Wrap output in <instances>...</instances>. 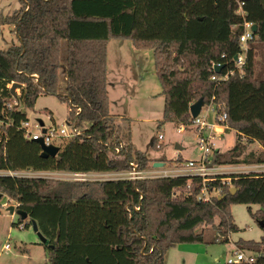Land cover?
<instances>
[{
	"label": "trees",
	"instance_id": "16d2710c",
	"mask_svg": "<svg viewBox=\"0 0 264 264\" xmlns=\"http://www.w3.org/2000/svg\"><path fill=\"white\" fill-rule=\"evenodd\" d=\"M19 1L14 13L0 15V26L12 24L18 39L0 49L1 172L151 167L154 159L144 151L113 138L117 121L125 118L110 106L108 46L113 38L153 50L165 97L162 123L190 125V106L200 98L206 105L224 103L236 142L225 152L215 149L212 163L264 164V77L257 60L264 47V0H239L243 13L238 0ZM246 21L257 24V31L244 50L240 36ZM240 54L245 62L239 67L235 58ZM216 65H223L220 71ZM14 82L21 84L18 93L11 90ZM42 94L67 103L66 122L82 132L60 140L56 156H42L39 142L26 137V111ZM157 141L158 136L151 141L154 148ZM256 141L261 149H249ZM229 176L221 194L204 201L198 198L202 179L197 176L80 181L0 174V198L6 195L28 213L30 223L37 221L47 239L40 243L51 254L48 264H165L170 248L205 240L202 226L215 228L213 241L229 242L230 232L238 230L233 203L248 205L264 223V171ZM222 185L220 179L210 182L212 188ZM252 204L259 205L255 212ZM261 228L260 241L236 243L246 253L253 251L255 261L225 264H264Z\"/></svg>",
	"mask_w": 264,
	"mask_h": 264
},
{
	"label": "rangeland",
	"instance_id": "374dc122",
	"mask_svg": "<svg viewBox=\"0 0 264 264\" xmlns=\"http://www.w3.org/2000/svg\"><path fill=\"white\" fill-rule=\"evenodd\" d=\"M20 6L19 0H0V15L12 14ZM12 28L13 25L9 23L0 26V49H6L12 43H18L16 35L11 32ZM108 53V92L111 111L125 115V118L117 121L113 138L116 141L129 140L136 149L144 151L154 161L163 158L171 161L170 159L178 156V153L182 154L183 160L197 159L200 150L197 145L196 129L189 127L185 128L183 133H179V124L171 121L162 123L165 97L160 94L162 88L155 69L153 50L137 49L129 39L113 38L109 42ZM257 60L258 74L264 77V47L258 50ZM64 85L62 82V89ZM16 92H20L19 88H16ZM206 109L207 105L202 113ZM26 112L29 118L27 128L31 132H39L50 126L58 129L64 125L68 126L66 120L69 106L55 95H40L35 106L28 108ZM39 120H42L43 126L39 125ZM208 121L211 123L214 121L212 112ZM160 134L162 138L157 141L159 143H156L154 148L151 141ZM235 142L236 130L230 127L225 129L223 138L217 140V146L221 152H225L232 148ZM56 143L59 144L60 141L56 140ZM177 143L182 146L181 150L175 148ZM159 144H161L160 147H158ZM248 148L259 150L261 144L256 141ZM260 171H264V165L257 172ZM6 172L0 171V174H8ZM13 203L14 201L6 195L0 198V264L50 263L49 248L40 243L39 236L34 231L30 220L26 219L20 223V216L8 210L10 205H14ZM251 207L252 212H255L259 205L252 204ZM230 209L238 230L230 232L229 242L213 241L216 234L215 228L202 226L199 231L203 232L204 241L182 243L174 249L178 250L185 246L193 251L194 254H188L189 262L185 263L183 253L179 254L176 251L177 259L172 257L170 264H225L228 256L234 252V245L237 247L238 240L260 241L263 229L249 211L248 205L233 203ZM24 223L26 226H23ZM6 243L10 244L7 252L3 249ZM247 252L253 251L247 250Z\"/></svg>",
	"mask_w": 264,
	"mask_h": 264
},
{
	"label": "built area",
	"instance_id": "2783aa9c",
	"mask_svg": "<svg viewBox=\"0 0 264 264\" xmlns=\"http://www.w3.org/2000/svg\"><path fill=\"white\" fill-rule=\"evenodd\" d=\"M239 1V0H238ZM238 12L243 13V2L239 1ZM251 22H245L244 33L240 36V45L244 50L248 49V43L254 37ZM239 67L245 62V54L237 56ZM204 106L197 117L193 118L190 125H181L178 127V132L183 133L185 128L194 127L197 132V145L200 150V155L197 159H185L182 161H169L165 162L164 166L155 167L151 165L147 169H138L137 165L133 164V169L125 172H6L8 174H16L20 176H43V177H59L67 180H80V181H95V180H108V179H144V178H160V177H178V176H197L202 179V186L198 198L204 201H211L216 196L220 195L223 186L231 182V177L227 175L244 174L253 171H259L264 164H221L212 163L211 156L215 149L218 148L217 140L223 138L225 129L230 128L228 122V114L225 110L224 103H210L204 113ZM211 112L213 113L214 121L209 122ZM1 123V119H0ZM40 126H43L39 124ZM45 129V131H43ZM39 132L26 131V137L39 140L43 139L46 145L56 144V140L63 138H71L80 136L81 130L72 125H64L60 129L56 127H46ZM162 135H158V141ZM159 143V142H158ZM157 143V144H158ZM161 144L158 145L160 147ZM119 152V148L117 149ZM215 179H220L222 186L211 187L210 182ZM15 208L18 209L17 203H13ZM25 226V225H23ZM3 249L7 252L10 249V244L6 243ZM246 261L253 263L255 255L246 253L236 245H234V252L227 258V262Z\"/></svg>",
	"mask_w": 264,
	"mask_h": 264
},
{
	"label": "water",
	"instance_id": "95a60500",
	"mask_svg": "<svg viewBox=\"0 0 264 264\" xmlns=\"http://www.w3.org/2000/svg\"><path fill=\"white\" fill-rule=\"evenodd\" d=\"M251 28H252L253 32L255 33V32L257 31V24L253 23ZM235 59H237V56H236ZM222 66H223V65H216V66H215V69H216L217 71H220V69L222 68ZM20 85H21L20 83H18V82H14V83L12 84V86H11V90H12V92H15V89L18 88ZM204 104H205L204 98H200V99H198L197 101H195L194 103L191 104V106H190V113H191V116H192L193 118H195V117L198 116V114L200 113V111H201L202 107L204 106ZM39 122H40L41 125H44V123L42 122V120H39ZM43 131H45V129H43ZM38 142H39V144H40V146H41V149H42V153H41V154H42V156H44V157H48V156H56V155L59 153V151H60V146H59V145H56V144L46 145V144L44 143V141H43L42 138H40V139L38 140ZM175 148H176L177 150H181V149H182V146H181L180 144L177 143V144L175 145ZM164 164H165L164 161H155V162L153 163V166H155V167H161V166H164ZM236 190H237L236 187H232V188H231V192H232V193L236 192ZM223 197H225V195H223L222 198H223ZM8 210H9L11 213H15V212H16V213H17L22 219H26V218L28 217V213H27V212H25V211H23V210H21V209H19V208L16 209L14 205H10V206L8 207ZM31 224H32V226H33L34 231L38 234L39 239H40V242H41V243H44V244H47V239H46V237L42 234V232L39 230V227H38V223H37V221H36V220H32V221H31ZM259 224H260V226H262V227L264 226L263 221H260ZM50 247L54 248V245L51 244Z\"/></svg>",
	"mask_w": 264,
	"mask_h": 264
},
{
	"label": "crops",
	"instance_id": "0c3cea01",
	"mask_svg": "<svg viewBox=\"0 0 264 264\" xmlns=\"http://www.w3.org/2000/svg\"><path fill=\"white\" fill-rule=\"evenodd\" d=\"M108 81H109V76H108ZM109 96H110V94H109ZM110 106H111V102H110ZM112 112V111H111ZM113 113V112H112ZM113 114H119V115H122V116H125V115H123V114H121V113H113ZM178 157H182V154L181 153H178V156H175L174 158H172V159H170V160H173V161H175ZM183 158V157H182ZM157 161H159V160H157ZM155 162V161H154ZM153 162V163H154ZM153 163H152V165H153ZM179 245V244H178ZM178 245H176V246H174V247H172V248H170L169 250H168V254H167V257H166V261H165V264H170V262H171V259H172V257L173 258H176V251H178V253L179 254H181V253H183V255H184V257H183V261L185 262V263H188L189 262V260H188V254H194V252L193 251H191V250H188L187 248H185V246L183 247V248H178V250H174V249H176L177 248V246ZM181 247V246H180ZM173 251V252H172ZM177 259V258H176ZM188 260V261H187Z\"/></svg>",
	"mask_w": 264,
	"mask_h": 264
}]
</instances>
